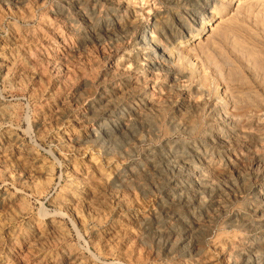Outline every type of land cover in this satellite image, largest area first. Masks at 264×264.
<instances>
[{
    "label": "rangeland",
    "instance_id": "374dc122",
    "mask_svg": "<svg viewBox=\"0 0 264 264\" xmlns=\"http://www.w3.org/2000/svg\"><path fill=\"white\" fill-rule=\"evenodd\" d=\"M96 263L264 264V0H0V264Z\"/></svg>",
    "mask_w": 264,
    "mask_h": 264
},
{
    "label": "bare ground",
    "instance_id": "6f19581e",
    "mask_svg": "<svg viewBox=\"0 0 264 264\" xmlns=\"http://www.w3.org/2000/svg\"><path fill=\"white\" fill-rule=\"evenodd\" d=\"M125 6V5H124ZM87 10V9H86ZM132 17V16H131ZM99 34V33H98ZM140 43V42H139ZM159 64V63H158ZM88 99V98H87ZM143 114V113H142ZM225 121V120H224ZM135 129V128H134ZM115 133V132H114ZM127 133V132H126ZM65 136V135H64ZM175 148V147H174ZM79 154V153H78ZM148 156V155H147ZM106 157V156H105ZM74 161H76V160H74ZM78 161V160H77ZM76 163V162H75ZM231 166V165H230ZM74 168V167H73ZM164 169V168H163ZM71 170V169H70ZM162 170V169H161ZM45 172V171H44ZM180 177V176H179ZM77 179V178H76ZM77 181V180H76ZM75 181V182H76ZM108 183V182H107ZM195 184V183H194ZM81 187V186H80ZM69 190V189H68ZM82 193V192H81ZM21 201V200H20ZM62 201V200H61ZM68 202V201H67ZM22 204V203H21ZM57 205H58V203H57ZM60 205V204H59ZM79 206V205H78ZM64 207V206H63ZM156 207V206H155ZM65 208V207H64ZM21 209V208H20ZM86 212V211H85ZM44 213V212H43ZM65 213V212H64ZM78 213V212H77ZM59 214V213H58ZM79 214V213H78ZM81 215V214H80ZM39 216H40V214H39ZM84 216V215H83ZM41 217V216H40ZM43 218V217H42ZM52 220V219H51ZM82 221V220H81ZM84 221V220H83ZM62 223V222H61ZM197 223V222H196ZM53 228V227H52ZM58 228V227H57ZM54 229V228H53ZM61 232V231H60ZM62 233V232H61ZM60 234V233H59ZM158 234V233H157ZM62 235V234H61ZM41 236H42V234H41ZM184 239V238H183ZM43 246V245H42ZM29 250V249H28ZM44 250V249H43ZM44 252V251H43ZM37 253V252H36ZM39 257V256H38ZM73 258V257H72ZM91 261V260H90ZM97 264V263H96Z\"/></svg>",
    "mask_w": 264,
    "mask_h": 264
}]
</instances>
